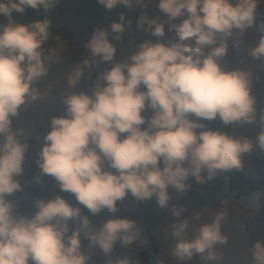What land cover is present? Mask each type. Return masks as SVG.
Here are the masks:
<instances>
[{"label":"clouds","instance_id":"1","mask_svg":"<svg viewBox=\"0 0 264 264\" xmlns=\"http://www.w3.org/2000/svg\"><path fill=\"white\" fill-rule=\"evenodd\" d=\"M59 2L0 0V16L8 20L0 24V264H89L81 236L92 254L99 251L107 258L105 264H133L127 256L111 257L118 243L133 246L140 239L142 229L135 221L108 219L95 228L80 208L59 195L35 200L34 214L21 216L9 199L23 191L18 177L24 174L29 150L26 130L13 125L23 109L42 99L38 85L58 59L54 49L45 50L50 20L21 24L12 13L26 8L47 13ZM96 2L107 11L118 5L146 9L155 3L165 19L156 16L144 27L154 43H139L121 60L110 40L118 42L130 20L121 13L118 22L94 29L85 45L88 55L67 77L62 112L49 118L42 135L36 161L41 176L54 178L59 190L72 194L90 214L105 209L114 214L117 202L127 196L137 203L154 199L165 209L169 189L188 191L190 177L207 184L220 173L241 172L243 157L254 149L264 156V109L257 115L254 74L247 68L221 67L229 42L237 47L239 37L255 26L264 0ZM177 20L174 38L165 39V25ZM55 39L62 47L60 38ZM248 56L264 63V35ZM102 64L107 67L92 80L90 91L75 90L82 78L89 79L91 67ZM217 118L225 126H262L253 142L247 135L230 136L200 122ZM183 213V207H172L175 218ZM225 216L220 212L202 224L191 240L180 239L186 222L174 226L172 235L178 239L172 255L185 262L197 254L218 261L214 249L228 242L222 232ZM70 221L77 226L70 229ZM250 252L252 264H264V244L256 242Z\"/></svg>","mask_w":264,"mask_h":264},{"label":"rangeland","instance_id":"2","mask_svg":"<svg viewBox=\"0 0 264 264\" xmlns=\"http://www.w3.org/2000/svg\"><path fill=\"white\" fill-rule=\"evenodd\" d=\"M122 8L128 18L146 37L151 36L144 32V27L152 18L160 16L161 19H165L159 13L155 3H151L146 9L140 6H134L131 9L125 6ZM91 13L96 14L106 28L114 22L104 7L99 5L96 0H88L84 4L82 2H60L47 13L42 9L33 10L31 8H26L22 14L12 13L13 21L21 24H29L48 18L51 22V36L45 45V50L47 52L49 49H54L58 56V59L49 65L48 75L38 85L42 99L23 109L13 125V128L25 129L27 132L26 139L29 141V150L24 161V174L18 177L23 185V191L9 197L16 205L15 211L18 215L31 217L36 211L34 207L35 200L46 201L57 195L64 198L73 207H78L81 210L72 194L59 190L58 183L54 178L48 175H40L36 161L43 143L42 135L47 130L49 118L60 115L62 112L61 98L66 93L67 77L72 68L88 55L85 45L94 31ZM256 19L260 36L264 35V2H261L257 7ZM179 22L177 20L165 25V39L174 38V25ZM7 23V18L0 16V24L6 25ZM56 37L60 38L62 47L58 46ZM258 39L253 29H249L242 37H239L237 47H233L231 41L229 42L228 53L221 62V67L230 63L225 67L229 70L247 68L253 72L252 95L256 98L257 115H259L261 109H264V63L250 60L248 51L256 45ZM110 42L116 44L117 60L133 54L138 45L131 39L126 30L118 42L111 40ZM105 67H107V64L91 67L89 79L82 78L75 90L90 91L92 80ZM85 75L87 77L88 73ZM143 115L147 117L151 113L144 112ZM200 122L204 123L208 129L220 130L230 136L247 135L253 142L255 141L256 132L262 126L256 123L253 124V128H251V125L216 127L215 124H221L218 118L214 121ZM243 164V170L232 177V189L229 198L220 206L211 210L185 212L178 219L172 214H168L155 221V236L167 264H252L250 247H253L256 242L264 244V184L261 185L264 180V156L257 149H254L251 154H246L243 157ZM36 177H39V183L34 182ZM188 183L191 185L190 189L182 194L176 193L171 188L169 189V203L209 198L214 196L221 187V183L217 178L201 185L196 184L190 177ZM157 207L154 199L137 203L131 196H127L124 200L117 202L118 211L116 213H109L105 209V216L92 225L95 228H99L108 219L127 218L135 221L142 229L140 239L135 245L115 248L111 259H115L116 256H127L133 261V264H150L148 256L143 250L146 241L144 220ZM220 212H226L222 232L228 237V242L224 245H217L214 249L218 261H210L206 256L197 254L190 262H185L172 255V249L178 239L172 235L174 226L186 222L187 228L180 239L191 240L196 236L202 224L210 223ZM81 215L86 216L82 210ZM76 226L77 224L69 222L70 229ZM81 241L82 249L90 253L89 264H105L107 258L102 253L95 251L92 254L93 250L88 248V241L83 236H81Z\"/></svg>","mask_w":264,"mask_h":264},{"label":"water","instance_id":"3","mask_svg":"<svg viewBox=\"0 0 264 264\" xmlns=\"http://www.w3.org/2000/svg\"><path fill=\"white\" fill-rule=\"evenodd\" d=\"M88 0H60V2H85ZM113 19L118 22L119 16L123 13L128 20V16L125 12L120 8L118 5L111 11H109ZM130 25H126V32L129 34L131 39L136 43L139 44L145 40H151L153 43L155 42L154 38L144 36L136 25L130 20ZM191 118V117H190ZM217 179L221 183L220 190L212 197L205 198L202 200L196 201H181L175 203H169L168 207L165 209H160L159 207L152 210L144 220V233L146 242L148 244L149 250L154 258L155 264H167L163 258L160 246L155 236L154 232V223L155 221L168 214H172V207L175 206L176 208L183 207L185 212H198V211H205L214 209L221 204H223L230 196L231 189H232V177L230 173H220L217 176Z\"/></svg>","mask_w":264,"mask_h":264},{"label":"trees","instance_id":"4","mask_svg":"<svg viewBox=\"0 0 264 264\" xmlns=\"http://www.w3.org/2000/svg\"><path fill=\"white\" fill-rule=\"evenodd\" d=\"M60 3V2H59ZM84 4V2H82ZM123 6H120L121 9ZM107 11V10H106ZM107 13L111 16V14L109 13V11H107ZM112 20L115 21L113 19V17L111 16ZM91 20H92V26L94 27V29L98 28V27H105V25L102 23V21L99 20L98 16L96 14H93L91 13ZM116 22V21H115ZM256 22H257V19H256ZM106 28V27H105ZM253 29V32L255 34L256 37H260V32L259 30L257 29V26H256V23H255V26L252 28ZM227 65H230V63H228ZM226 65V66H227ZM224 66V67H226ZM216 127H225V125L223 124H215ZM251 128H253V125H251ZM231 174V177L235 176L236 175V172L234 173H230ZM264 184V180L261 182V185ZM81 210L82 212L88 217V219L90 220L91 222V225H94L95 222H97L99 219L103 218L105 216V210L101 211L100 213L96 214V215H92L88 212L87 209H85L83 206H81ZM190 214V213H189ZM122 247L119 243L116 245L115 248H120ZM143 250L144 252L147 254L148 256V261L150 264H155V261H154V258L149 250V247H148V244L147 242L145 241L144 242V245H143ZM166 257V256H165ZM167 259V258H166ZM168 260V259H167ZM169 261V260H168Z\"/></svg>","mask_w":264,"mask_h":264}]
</instances>
